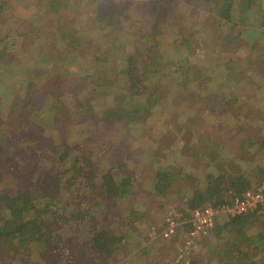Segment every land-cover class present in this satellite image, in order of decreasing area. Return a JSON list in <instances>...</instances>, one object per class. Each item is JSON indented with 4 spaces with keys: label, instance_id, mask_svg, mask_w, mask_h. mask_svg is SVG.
<instances>
[{
    "label": "rangeland",
    "instance_id": "obj_1",
    "mask_svg": "<svg viewBox=\"0 0 264 264\" xmlns=\"http://www.w3.org/2000/svg\"><path fill=\"white\" fill-rule=\"evenodd\" d=\"M0 2H5V7L0 12V130L4 133L0 138V153L7 152L8 155L4 158L0 155V183L2 182L12 191L13 184L7 186L5 183H10L9 176L13 177L16 179L15 183L17 182V188L14 189L16 193L18 190H23L26 185H29L27 188L32 191H36V194L51 192L52 195L54 187H58V190L63 188L62 197L53 196L50 200L54 197L58 198L62 203L61 206L69 210L71 214L79 209L95 214L93 223L86 221L81 224L78 218L75 223L74 218H71L72 223L75 224L52 225V228L59 227V229L55 235L46 236L47 245L54 248L48 253L52 255L51 257L44 254V250L37 246L25 249L21 255L10 257L8 260L2 258L0 262L3 264L4 262L8 264L10 261H13L10 264L14 262L16 264H225L217 249L214 250L216 238L211 233L200 240L197 247L189 248V252L191 251L189 255L184 254L185 258L178 260L180 249L184 245L186 235L184 230L189 224L193 211H189L187 207L188 195L201 186L200 180L206 177V173L220 170L223 165H228L231 159L232 161L236 157L240 159L251 151L248 161L256 164L255 161L260 155L247 147L246 140V143L240 145L241 148L238 151L239 146L233 150L230 146L226 147L229 153L236 155L235 158L225 153L226 158L222 164H216V167L213 166L214 164L210 166V160L205 159L204 166L202 161L198 163L190 161V155L194 154L193 149L187 153L190 147L177 136L185 133L184 129L187 127H184L182 123L187 122L190 117L197 127L195 131L201 135L194 136L196 140L194 139L190 146L194 147L197 143L202 145L200 140L209 139L208 141L211 140L209 145L201 148L205 155L212 156L216 153L215 148H218L215 140L220 139L218 125H221L222 121L230 122L231 128L237 123L243 124L242 130L250 139H258V136L264 133V105L254 104L251 111L247 110L255 99L264 103V56L258 54L260 46H264V37L252 32L253 27H256L264 34V18L258 20L256 17L264 6H254L249 18L243 21V25L234 27L227 23L221 24L209 12L213 0H0ZM261 2L263 4V0ZM112 8L113 15H110L109 11ZM107 15L113 18V24L110 22L105 28L100 21V24L98 23L97 16L104 19ZM161 19L168 20L170 23L159 33L152 34V25L157 21L161 22ZM113 25H115L114 28ZM203 26L204 29H202ZM115 29H120L119 33H114L120 35L123 42L134 45L135 41L136 45H139L137 51L142 52H139V56L142 55L140 64H149V68L158 70L155 79L158 77L161 79L171 69L167 61L172 65L175 61H179V64L182 62L180 69L185 71V78L188 77L186 64L191 60L193 65L206 68L209 90L220 89L229 95H241L245 97L244 100L234 101L233 97L230 98V102L226 103L227 111L218 115L217 110H214L217 113H212L211 107L215 101L214 98L212 99L213 96H208V99H211L209 103L206 100L203 102L195 98L191 90H187L186 94L192 95L186 98L170 97L171 106L168 104H165V107L156 106L146 124L138 123L128 127L127 121L125 123V120H118L116 122L118 124L125 123L126 135L115 131L114 127L101 126L102 132L106 134V144L104 153L97 161H103L100 163L103 169L130 159L129 168L133 173L134 184L127 197L118 198L119 200L104 199L103 184L99 181L94 184H98L96 189L100 193L97 195L100 198L99 201L102 199L103 203L99 204L96 198L90 196V189L87 186L93 185L87 182L91 173L89 167L97 164L95 160L97 157L92 153H87L92 155L93 159L88 163L87 170L80 179L77 175L71 179L73 177L71 172L66 173L68 178L59 180L54 175L43 174L37 184L26 182L24 185V176L27 171L35 172L37 169L40 151L47 150L49 158L56 161L52 151L60 149V145L56 138L48 135L53 128L49 124L53 112L48 110L46 102L40 103L39 107L43 109L33 114L31 125L25 129L26 133L16 131L23 122L20 108L16 107L19 106V102L14 101L16 94H21V99L30 102L28 100L35 94L41 95L42 91H45L42 85L46 81L49 86L55 88L56 77L51 72L53 67L66 74L63 79L67 85L71 86L70 82H76L74 74L81 72L79 64H84L86 67L98 65L102 63L101 59L110 54L108 60L103 63L111 68V71L103 76L102 80L111 86L103 85L98 89L101 93L99 96L103 95L99 98V110L107 108V104L112 101L120 102L118 98L120 96L117 97L116 93L123 84L119 74L121 73L120 65L122 70L124 69L125 56L115 59L112 56L113 51L103 50L101 44V39L116 41L112 35L110 37L106 35ZM181 31H183L181 34H176ZM146 40L151 42L148 44ZM156 44H159L158 48L163 50L165 62L159 59L145 62L143 54L148 56L149 51H153ZM101 50L102 54L96 56V51ZM131 52L134 50L130 51V54ZM222 65L228 71L226 77L220 68ZM114 71L116 74L111 75ZM179 71L178 67L175 70L173 68L174 73L177 74ZM149 74L152 75V73ZM222 78L226 81L222 83L225 84L223 87L214 84ZM239 78L242 80H238ZM33 79L40 85L30 88L28 82ZM180 79L179 77L174 80L178 94L184 91L179 83ZM120 92H126V88H122ZM82 93L85 95V92ZM197 103L203 105V114L198 112ZM194 106L198 112L197 119L192 117ZM173 108H176L177 112ZM25 110L27 111V108ZM180 111L183 112V118H178L179 114H182ZM253 116H256L255 119L261 124L245 126L255 121ZM25 118L28 121L31 119L29 116ZM64 122L67 124V130L70 131L65 140L68 143L67 146L73 149L79 148L81 140L79 141L80 134L76 135L74 131L77 126L75 117L73 115L67 117ZM44 129L46 136L35 140V133ZM128 129L130 131H127ZM32 132L33 134L30 135ZM103 138L105 139L104 136ZM84 145L88 148L86 142ZM36 150L38 152L33 155L32 152ZM155 151L157 152L154 155ZM82 152L79 153L81 155L86 153ZM57 162L60 165L62 159L59 157ZM71 163V161L66 163L67 167ZM7 165L15 167L12 171L17 177L5 174ZM159 166L172 168L179 173L186 169L187 174L192 173L191 179L188 178L185 181L177 179L173 192L169 196L158 197L153 190V172ZM209 167H211L210 170H208ZM68 182L72 183L70 188ZM77 183L82 185L76 186ZM42 195L39 201H43ZM187 212L190 213V217L182 219L183 223L179 225L180 230L177 235L171 238L159 237V232L165 229L169 216L176 217L177 213L183 215ZM67 215H70L68 211ZM254 225L255 233L264 232V216L259 217ZM94 230L115 233L122 240L116 245L111 259L100 256L89 244V234ZM223 241L222 239L218 242L217 247H222L223 245L219 244ZM254 254L252 251V255ZM237 257L241 260L239 264L246 263L244 257L239 254Z\"/></svg>",
    "mask_w": 264,
    "mask_h": 264
},
{
    "label": "trees",
    "instance_id": "obj_2",
    "mask_svg": "<svg viewBox=\"0 0 264 264\" xmlns=\"http://www.w3.org/2000/svg\"><path fill=\"white\" fill-rule=\"evenodd\" d=\"M261 1L262 0H213V4L209 7V12H211V14H213V16H215V18H217L218 22H221V24L227 23L236 27L243 25V21L249 18V14L252 12V8L254 6H264V0L263 4ZM4 7L5 2H0V12ZM109 13L110 15H113V8L110 9ZM256 17L258 20L263 19L264 9H262L260 13H257ZM97 18L98 23L100 21V23L103 24L105 28L110 22L113 24V18H110L108 15L104 19L100 16H97ZM169 23L170 22L168 20L161 19V22L157 21L156 24H151L153 26L151 28V33H159L162 29L166 28ZM112 27L114 28L115 25ZM202 29H204V26ZM114 32L119 33L120 29H115L113 32L106 33L107 37L112 35L116 41H120L121 43L101 39V44L103 46V50L109 52L113 51L112 56L115 59L122 58V55L125 56L124 69L122 70V65H120L121 73L119 75L123 80L120 90L125 87L126 92H120L119 90L116 93L117 97L120 96L118 97L120 102L112 101V103L107 104V108L104 107L103 109L99 110V98L103 95L99 96L101 93L98 92V89L103 85H110L102 80L103 76L111 71V68L103 63V61L108 60L110 54L108 57L101 59V64H95L96 67H94V64L91 66L89 65L88 67H86L84 64H79L81 72L74 74V81L76 82H70L71 86L67 85L63 79L66 77V74L56 68L54 69L53 67L51 72H53L54 77H56V82L54 84L55 88L49 86L48 81H46V83L42 85V87L45 88V91H42L41 95L35 94L30 100H28L30 102H27L26 99H21V94H16L17 97L14 101H16V103L19 102V106L16 107L17 109L20 108V114L23 116L22 125L18 126L16 131L26 133L25 129L28 125H31L30 122L33 118V114L39 113L43 109V107H39L40 103L43 102L44 104L46 102L45 105L48 107V110L53 112L52 117L49 119V124L53 128H51V132L48 135L56 138L60 145V149H55L52 151L53 158H56V161L49 158L47 150L42 149V151H40V159L36 165L37 169L35 172L27 171V174L24 176V185L26 182L29 184L32 182L37 184V181H39L40 176L43 174L54 175L58 177L57 180H59L68 178L66 177V173L71 172V174L73 173V177L71 179H73L75 175H77L78 179H80L82 178L84 171L87 170L88 163L91 159H93V156L87 153H92L97 157V159L95 158L97 164H93L89 167L91 173L87 179V182L89 185H93L87 186L90 189V196L92 198H96L99 204L103 203L102 199L99 201L100 198L97 195V193H100V191L96 189L98 184H94L96 181H99L100 184H103V189L105 192L103 197L104 199H118L127 197L129 193H131L132 184H134L133 173L129 168V166H131L129 165L130 159L127 161L118 162V166L114 165L113 167L103 169V165H100V163L103 161H97L99 160V156H102L104 153L106 144V134L103 133L104 131L102 132L101 126L114 127L115 131L120 132V134L125 133L126 135V130H124L126 127V121L128 127L135 126L138 123H142V125L146 124L148 117L154 112L156 106L165 107V104L171 106V101L169 99L170 97L178 98L180 96L186 98L188 95H192L186 94L187 90H191L193 92V96L198 98L199 101L201 100L205 102L206 100V102H210L211 99H208L207 96L209 94V92H207L208 76L206 75L207 70L205 67L193 65V62L190 60L189 63L186 64V76L188 77L185 78V71L180 69L182 68L180 66L182 62L179 64V61H175V63L172 65L171 62L167 61V65H169L171 69L168 70L165 75L161 77V79L159 77L155 79L158 70L149 68V64H140L142 55L140 57L139 52H142L141 50H139V52L137 51L139 49V45H136L135 41L134 45L131 43L128 45L126 42L122 41L120 35H117ZM182 32L183 31L176 34H181ZM252 32L260 34L262 37H264V34L256 29V27H253ZM132 36L134 37V35ZM146 42L149 44L151 41L146 40ZM158 47L159 44H156L155 48L152 49L153 51H149L148 56L143 54V60L145 59V62L148 63L156 59L165 62L164 60L166 58L163 56V50ZM132 50H134V52H131L130 54V51ZM95 54L96 56H99L98 54H102V50L96 51ZM258 54L264 56V46H260ZM176 67H178V70H180L177 74L173 72V68L175 70ZM220 68L224 71L223 73H225L226 77L228 74L227 69H225L223 65L220 66ZM113 73L116 74V71L112 72L111 75ZM149 73H152V75ZM179 77L181 78L179 83L183 86L184 90L181 91L180 94H178L179 92H176V82L174 81L175 78L178 79ZM224 78H222L220 81L224 82ZM238 80L242 79L239 78ZM28 83L30 85L28 87L30 88L35 86L37 87L39 84L34 79ZM82 92H85V95H83ZM25 95L26 94L24 93V96ZM232 97L234 101H242L245 98L239 95H225L224 92H219L212 97V99L214 98L213 100L215 101L213 102L211 109L217 110L218 115L224 114L227 111L226 103H229V99ZM13 99L14 98H12V100ZM254 104L264 105V103H261L260 100L255 99L248 106L247 110L251 111L254 107ZM196 106L198 107V112L203 114V105L201 103H197ZM31 107H33V109ZM52 107L54 111L52 110ZM195 107L192 109V111L194 117L197 119L198 112ZM26 108L27 111L25 110ZM23 111L25 112L22 113ZM72 115L77 121V128L75 127L76 129L74 128V131L76 135L78 133L80 134L79 141L81 140L79 143L80 147H75L74 149L69 148V146H67V141H65L68 138L67 136H69L70 131L67 130V124L64 122V120ZM10 116H12V114ZM27 116L31 118L29 121L25 118ZM255 118L256 116H253V120L255 121L248 123L245 126H257L258 124H261V122ZM118 120H125V123L118 124L116 123ZM42 124L45 127L44 123ZM230 124L231 123L228 121H222V124L218 125L220 126L218 133V137L220 139L219 141H217V138L215 140L218 148H215V155L213 154L211 156L205 155L201 148H206L205 146L209 145L211 140L208 141L209 139L205 138L200 140L202 145L197 143L194 147L192 145L190 146L191 142L195 139L194 136L199 135L198 132L195 131L197 127L195 122H192L190 117L187 119V122L182 123V125L187 128L184 129L185 133L180 134L177 136V138L182 139V141L190 147L188 150L187 147L185 148V154L186 150L187 153H189L191 152V149H193L194 154L190 155V157L188 155L190 161L192 160L196 163L202 161L203 165L205 166V159H207L208 161L210 160V166L214 164L213 166L216 167V164L218 165L223 163L224 158H226L225 153L229 155L233 154L229 153V149L227 151L226 147L230 146L231 150H233L235 147L239 146L237 148L238 151V149L241 148L240 145L246 143V140L248 142L247 147L255 150V152L260 155L257 161H255L256 164H251L248 161V156L250 155L251 151H248V153L242 156L240 159L239 157H236V159L233 161L231 159L230 163L225 166L223 165L220 170L206 173V177L203 180H200L201 186L195 188L191 193H189V195L187 194L189 196L187 204L189 211L203 207L205 205L216 206L227 203V199L229 198L230 194L237 196L251 188H255L264 184V133L260 134L258 139H250L247 137V134H245V131L242 130L244 126L243 124L239 125L237 123L232 128L229 127ZM56 127L57 129H55ZM127 131L130 130L128 129ZM32 134L33 132L30 135ZM3 135L4 133L0 130V138ZM34 136L35 140L44 138L46 136V130L44 129L41 132L38 130ZM237 137L238 141H236ZM84 142H86V145L88 144V148L85 147ZM80 151L86 153L82 152L83 155H81L79 153ZM36 152H38V150L32 152V154L35 155ZM156 152L157 151L153 152V154L155 155ZM235 153L237 154V152ZM0 155H2L3 158L8 156L7 152L0 153ZM235 156L236 155L233 157L235 158ZM59 157L62 159L60 164L61 166L57 162ZM243 160L245 161L243 162ZM70 161L72 163L69 167H67L66 163ZM7 168V171L9 172L5 171V174H12L17 177L12 171V169L14 170L15 167L12 168L11 166L7 165ZM161 168L163 167L159 166V168L155 169L153 172V190L158 197L169 196L170 193L173 192V188L177 179L182 181H185L188 178L191 179L192 173L187 174L186 169L184 168L181 173L166 166L163 169ZM210 168L211 167H209L208 170H210ZM173 169H175V167H173ZM251 173H253L252 176ZM9 178L11 180V184L8 182L5 184L7 186L13 184L11 186L13 187L12 191L9 190L10 188L7 189L2 182V185L0 183V260L2 258L4 260H8L10 257L19 256L23 250L37 246L41 247L42 250H44V254L47 255L54 248L51 245H47L46 236L48 237L55 235L59 229V227L52 228V225H68L69 223H72L73 219L71 218H74L75 223L77 218L79 219L78 222L81 224L86 221H89L90 223L94 222L95 214L90 211L86 212L84 209H79L78 211H73L71 214L69 210L61 206V201L56 197H62V193L64 191L63 188L61 191L58 190V187H54L52 195L51 192L36 194V191H32L30 188H27L29 185H26V189L23 188V190H18L16 193L14 190L17 188V182L15 183L16 179H13L11 176H9ZM71 185L72 183L68 182L69 188ZM80 185H82V183L76 184V186ZM38 190L40 191L39 188ZM41 194H43V201L38 200L41 198ZM53 196L56 197L50 200ZM67 211L70 215H67ZM184 217H190V213H184L183 218ZM258 218L259 215L257 213H248L233 218L222 226L216 225L211 231V234H213V236L216 238V243L222 241V239L224 240L219 244L223 245L219 250V254L221 258H226L225 264H239L241 260H238L240 257H237V254L244 257L246 260L245 264H264V232L262 231L256 234H250L254 232L252 228L255 226L254 223L258 220ZM187 226L188 225H186L185 229H187ZM90 228L93 229L94 227ZM222 232L223 234H221ZM89 235L90 238L88 237V242L92 249L95 250L100 256L111 259V257L114 255L115 247L120 243L121 239H119L117 235L112 232L105 233L104 231L101 232L94 230L90 232ZM159 237L162 238V236ZM56 251H58V249H56ZM252 251H254V255H252ZM51 256L52 255L50 254L48 257ZM10 262L8 264H10ZM0 264L3 263L0 262ZM12 264H16V262Z\"/></svg>",
    "mask_w": 264,
    "mask_h": 264
},
{
    "label": "built area",
    "instance_id": "obj_3",
    "mask_svg": "<svg viewBox=\"0 0 264 264\" xmlns=\"http://www.w3.org/2000/svg\"><path fill=\"white\" fill-rule=\"evenodd\" d=\"M248 213L264 214V184L251 188L237 196L230 194L227 203L216 206L205 205L194 209L188 221L191 227L184 237V245L180 249L178 260L185 258L183 257L184 254L189 255L191 251L189 252L188 249L197 247L200 240L207 237L221 219L228 222ZM182 219V213H177L176 217L169 216L166 227L159 232V236L171 238L177 235L179 225H181V222L183 223Z\"/></svg>",
    "mask_w": 264,
    "mask_h": 264
},
{
    "label": "crops",
    "instance_id": "obj_4",
    "mask_svg": "<svg viewBox=\"0 0 264 264\" xmlns=\"http://www.w3.org/2000/svg\"><path fill=\"white\" fill-rule=\"evenodd\" d=\"M215 27V26H214ZM224 82H226V81H224ZM223 83V81H217V82H215L214 84H218L220 87H223L225 84H222ZM207 92H209V94L211 95V96H213V95H216V94H218L219 92L221 93L222 91H220V89L219 90H217V91H215V90H213V91H211V90H209L208 89V91ZM225 93V95H229L228 93H226V92H224ZM209 94L207 95V96H209ZM239 96H241V95H239ZM204 102V101H203ZM195 107V106H194ZM227 107V106H226ZM212 113H217V112H215L214 110H212ZM179 117H182L183 118V114H179V116H178V118ZM192 117H194V114H193V116ZM184 118H186L185 116H184ZM259 215V217H261V218H263V216H264V214H258ZM226 223V221L225 220H223V219H221L218 223H217V225L218 226H222V225H224ZM190 224H188V227H187V229H185L184 231L186 232V234H187V232L190 230ZM253 230L255 229V228H252ZM179 230H180V227H179ZM251 232V231H250ZM250 234H256L255 233V231L254 232H252V233H250ZM203 240V239H202ZM201 242V241H200ZM199 242V243H200ZM199 243H198V245H199ZM215 244L217 245V243H216V241H215ZM215 245V247H214V250L215 249H217V251H218V253H219V250L221 249V247H217ZM222 260H224L225 262H226V258H221Z\"/></svg>",
    "mask_w": 264,
    "mask_h": 264
}]
</instances>
